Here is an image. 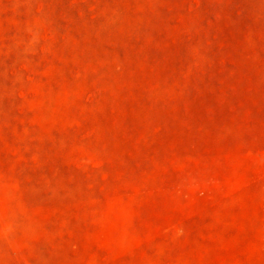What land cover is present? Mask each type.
Returning <instances> with one entry per match:
<instances>
[{
    "label": "rangeland",
    "instance_id": "rangeland-1",
    "mask_svg": "<svg viewBox=\"0 0 264 264\" xmlns=\"http://www.w3.org/2000/svg\"><path fill=\"white\" fill-rule=\"evenodd\" d=\"M0 264H264V0H0Z\"/></svg>",
    "mask_w": 264,
    "mask_h": 264
}]
</instances>
